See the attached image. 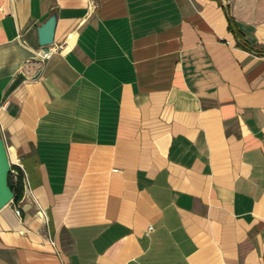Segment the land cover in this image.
Wrapping results in <instances>:
<instances>
[{
	"label": "crops",
	"instance_id": "crops-1",
	"mask_svg": "<svg viewBox=\"0 0 264 264\" xmlns=\"http://www.w3.org/2000/svg\"><path fill=\"white\" fill-rule=\"evenodd\" d=\"M0 133V264H264V0H0Z\"/></svg>",
	"mask_w": 264,
	"mask_h": 264
},
{
	"label": "water",
	"instance_id": "water-1",
	"mask_svg": "<svg viewBox=\"0 0 264 264\" xmlns=\"http://www.w3.org/2000/svg\"><path fill=\"white\" fill-rule=\"evenodd\" d=\"M57 23V15L53 13L39 28V43L47 46L55 41V30ZM11 163L8 156L6 144L2 134L0 133V209L13 201L14 191L9 184V173Z\"/></svg>",
	"mask_w": 264,
	"mask_h": 264
},
{
	"label": "trees",
	"instance_id": "trees-1",
	"mask_svg": "<svg viewBox=\"0 0 264 264\" xmlns=\"http://www.w3.org/2000/svg\"><path fill=\"white\" fill-rule=\"evenodd\" d=\"M227 17H228V28L230 31H232L235 36L242 41V43H240V45H243L245 48H250V46L245 42H243L244 40V33L242 32V30L238 27V24L235 20V18L233 17V15L231 14L229 7H227ZM239 43V42H238ZM18 169V168H17ZM13 172L10 170L9 173V184L11 186V188L14 191V198L13 200H18L22 194V188H23V173L22 171H20L18 169V174H17V180H13Z\"/></svg>",
	"mask_w": 264,
	"mask_h": 264
},
{
	"label": "built area",
	"instance_id": "built-area-1",
	"mask_svg": "<svg viewBox=\"0 0 264 264\" xmlns=\"http://www.w3.org/2000/svg\"><path fill=\"white\" fill-rule=\"evenodd\" d=\"M60 46L58 45H54L53 43L47 46H43L38 50V56H39V60L40 61H44L49 59L58 49ZM11 171L13 172V174L18 173V169L16 167V164H14L13 162H11ZM16 213L18 215L21 214V209L16 207Z\"/></svg>",
	"mask_w": 264,
	"mask_h": 264
},
{
	"label": "rangeland",
	"instance_id": "rangeland-1",
	"mask_svg": "<svg viewBox=\"0 0 264 264\" xmlns=\"http://www.w3.org/2000/svg\"><path fill=\"white\" fill-rule=\"evenodd\" d=\"M11 161V160H10Z\"/></svg>",
	"mask_w": 264,
	"mask_h": 264
}]
</instances>
